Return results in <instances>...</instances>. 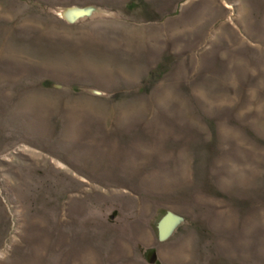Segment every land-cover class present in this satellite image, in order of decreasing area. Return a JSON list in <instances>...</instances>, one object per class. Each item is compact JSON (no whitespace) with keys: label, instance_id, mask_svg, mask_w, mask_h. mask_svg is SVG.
<instances>
[{"label":"rangeland","instance_id":"rangeland-1","mask_svg":"<svg viewBox=\"0 0 264 264\" xmlns=\"http://www.w3.org/2000/svg\"><path fill=\"white\" fill-rule=\"evenodd\" d=\"M0 264H264V0H0Z\"/></svg>","mask_w":264,"mask_h":264},{"label":"bare ground","instance_id":"bare-ground-1","mask_svg":"<svg viewBox=\"0 0 264 264\" xmlns=\"http://www.w3.org/2000/svg\"><path fill=\"white\" fill-rule=\"evenodd\" d=\"M81 14H82L81 10L77 8H69V9L62 10L58 16L60 19L68 23H73L74 20L78 18ZM57 165L61 168L63 167V165L60 162H58Z\"/></svg>","mask_w":264,"mask_h":264},{"label":"water","instance_id":"water-1","mask_svg":"<svg viewBox=\"0 0 264 264\" xmlns=\"http://www.w3.org/2000/svg\"><path fill=\"white\" fill-rule=\"evenodd\" d=\"M173 223H176V222H174L173 219H170V218H164L161 221V223L159 225V229H158L160 238L165 239L169 236V234L171 232V228H172L171 224H173Z\"/></svg>","mask_w":264,"mask_h":264}]
</instances>
